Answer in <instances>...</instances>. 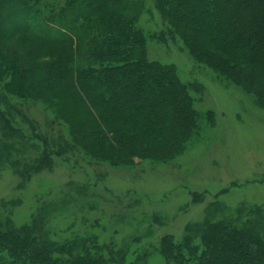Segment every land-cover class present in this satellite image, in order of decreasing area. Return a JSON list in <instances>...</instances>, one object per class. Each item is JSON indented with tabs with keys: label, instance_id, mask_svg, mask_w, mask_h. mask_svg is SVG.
Masks as SVG:
<instances>
[{
	"label": "trees",
	"instance_id": "1",
	"mask_svg": "<svg viewBox=\"0 0 264 264\" xmlns=\"http://www.w3.org/2000/svg\"><path fill=\"white\" fill-rule=\"evenodd\" d=\"M155 4L194 60L241 87L264 109V0ZM11 18L14 30L7 24ZM7 29L22 33L27 53L52 55L43 64L25 63L15 51L0 48L15 87L35 98L58 100L62 111L65 101L71 103L58 118L90 157L124 165L135 157L166 161L198 129L189 86L173 67L148 59L132 2L0 0V36ZM210 212L202 224L188 228L182 241L162 238L159 251L166 264H264V221L258 212L256 220L239 226L213 221ZM44 218L18 228L8 219L0 222V264H123L122 248L100 245L93 237L45 239Z\"/></svg>",
	"mask_w": 264,
	"mask_h": 264
},
{
	"label": "rangeland",
	"instance_id": "2",
	"mask_svg": "<svg viewBox=\"0 0 264 264\" xmlns=\"http://www.w3.org/2000/svg\"><path fill=\"white\" fill-rule=\"evenodd\" d=\"M128 1L136 9L148 59L173 67L189 86L198 129L166 161L96 160L58 118L71 103L65 101L62 111L56 99L18 90L0 52V222L8 219L18 228L44 214L41 236L47 240L93 237L100 245L122 248L123 264H166L159 251L162 238L182 241L209 211L213 221L238 226L256 220L257 212L264 221V109L194 60L155 0ZM13 21L7 22L11 30ZM9 29L0 36V48L15 51L25 63L51 61L49 51L27 53L22 33ZM198 238L196 233L194 243Z\"/></svg>",
	"mask_w": 264,
	"mask_h": 264
}]
</instances>
